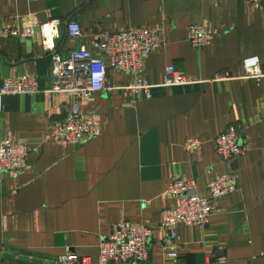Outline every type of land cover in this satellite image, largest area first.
<instances>
[{"label":"crops","instance_id":"1","mask_svg":"<svg viewBox=\"0 0 264 264\" xmlns=\"http://www.w3.org/2000/svg\"><path fill=\"white\" fill-rule=\"evenodd\" d=\"M52 19L60 21L52 52L62 56L80 47L100 55L92 44L101 30L157 29L162 44L142 71L154 88L150 98L134 97L121 88L131 77L108 69L110 89L80 101L102 132L81 144L51 137L71 97L3 96L0 141H23L29 153L22 171L0 172V264H58L68 251L96 261L99 241L122 220L152 229L145 264H264V77H243L241 65L257 55L264 71V7L247 0H0V85L30 75L42 91L50 88L52 53L38 28ZM70 19L81 37L67 35ZM192 24L211 31L201 48L187 40ZM14 26L35 34L6 36ZM171 64L196 82L161 86ZM221 71L232 77L212 80ZM232 125L246 152L223 160L213 140ZM186 138L201 147L187 151ZM229 172L238 190L213 202L207 224L177 226L178 255L171 257L159 224L176 204L167 187L194 181L204 196L212 178Z\"/></svg>","mask_w":264,"mask_h":264},{"label":"built area","instance_id":"2","mask_svg":"<svg viewBox=\"0 0 264 264\" xmlns=\"http://www.w3.org/2000/svg\"><path fill=\"white\" fill-rule=\"evenodd\" d=\"M250 3L264 7V0H247ZM57 21L49 20L38 28L41 44L52 53V68L50 71L51 86L42 91L34 76L21 75L9 77L0 85V111L4 95H35L43 92L49 99L52 95H67L72 98L66 115L51 124V137L59 144H81L99 136L102 126L93 112H84L80 101L91 98L98 91L109 90L106 86L108 69L116 70L131 77L123 85L122 90L137 96L151 97L154 85L143 77V65L146 57L161 46L159 31L154 28H129L114 32L101 30L93 41V48L100 55H95L86 47L69 51L66 55L53 53L55 44L45 43L48 39L42 31V26ZM66 32L69 37L82 36L80 25L70 19L66 22ZM210 29L201 25H189L187 40L194 48H201L207 43ZM4 34L9 37L30 38L35 34L31 26L8 27ZM243 77L252 78L257 83L264 77V71L257 55L246 56L241 60ZM232 76L221 71L212 80H226ZM196 81L184 75L174 65L165 69L161 86L190 85ZM264 109V97L262 99ZM216 154L223 160H230L243 155L246 147L239 140L238 128L230 126L219 133L213 140ZM202 145L198 138H186L184 148L195 151ZM29 148L23 141H0V172H20L26 167ZM238 177L234 172L223 173L212 178L207 185V194L201 196L196 190L194 181L174 179L166 189V193L176 201V204L161 212L160 227L166 230L169 239L170 256L176 258V227L203 226L211 215L213 202L238 190ZM153 231L140 224L122 220L111 225L110 234L103 237L98 245V257L93 261L89 256L78 255L75 252H65L57 257L58 264H145L149 260V241ZM74 257V258H73Z\"/></svg>","mask_w":264,"mask_h":264},{"label":"clouds","instance_id":"3","mask_svg":"<svg viewBox=\"0 0 264 264\" xmlns=\"http://www.w3.org/2000/svg\"><path fill=\"white\" fill-rule=\"evenodd\" d=\"M56 24H57V21L53 20L50 24L46 23L42 26L43 33L45 35H47V37H48V39L45 41V43L49 46H51L53 43V41H52L53 36H55L57 34Z\"/></svg>","mask_w":264,"mask_h":264}]
</instances>
